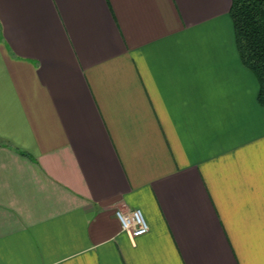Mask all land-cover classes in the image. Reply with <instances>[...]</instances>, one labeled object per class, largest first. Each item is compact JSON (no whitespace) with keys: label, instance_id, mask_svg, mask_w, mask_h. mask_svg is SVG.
<instances>
[{"label":"crops","instance_id":"1","mask_svg":"<svg viewBox=\"0 0 264 264\" xmlns=\"http://www.w3.org/2000/svg\"><path fill=\"white\" fill-rule=\"evenodd\" d=\"M231 5L0 0V264H264V107Z\"/></svg>","mask_w":264,"mask_h":264},{"label":"trees","instance_id":"2","mask_svg":"<svg viewBox=\"0 0 264 264\" xmlns=\"http://www.w3.org/2000/svg\"><path fill=\"white\" fill-rule=\"evenodd\" d=\"M230 16L241 62L256 76L264 107V0H232Z\"/></svg>","mask_w":264,"mask_h":264},{"label":"built area","instance_id":"3","mask_svg":"<svg viewBox=\"0 0 264 264\" xmlns=\"http://www.w3.org/2000/svg\"><path fill=\"white\" fill-rule=\"evenodd\" d=\"M116 216L132 241L148 233L149 224L140 209H119Z\"/></svg>","mask_w":264,"mask_h":264}]
</instances>
